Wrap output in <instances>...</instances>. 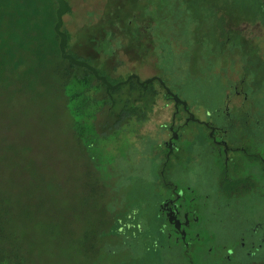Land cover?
Wrapping results in <instances>:
<instances>
[{
	"label": "rangeland",
	"instance_id": "374dc122",
	"mask_svg": "<svg viewBox=\"0 0 264 264\" xmlns=\"http://www.w3.org/2000/svg\"><path fill=\"white\" fill-rule=\"evenodd\" d=\"M46 2L50 11L56 5L55 0ZM67 2L72 11L64 15L63 29L73 35V53L82 59L90 57L89 62L112 79L123 76L121 82L132 73L142 81L159 76L188 102L196 118L208 120L212 113L224 109L232 84L242 86L240 70L224 69L227 61L240 59L234 50L236 43H226L224 50L212 35L213 28L189 18L191 3L202 18L205 7L218 9L216 0ZM241 18L234 15L232 25ZM151 28L155 32L160 28L155 38ZM231 29L233 36L237 35ZM33 32L37 39L28 38L23 53L30 71L21 67L18 77L13 74L8 79L10 88H0V264H205L206 253L199 249L200 243L187 249L168 224L164 230L173 237L158 243L153 253L147 252L136 236L122 231L117 238L111 233L131 206L148 210L141 216L143 222L148 214H159L158 220L166 222L160 201L170 194V188L163 180L156 181L161 179L165 153L158 142L171 121L172 102L166 100L164 105L170 107L166 105L165 114L151 125L133 121L116 131L109 127L116 123V116L105 113L99 122L107 126L105 133L85 145L76 135L57 77L49 66L50 57L44 51L49 46L46 35L52 44L55 41L52 28H35ZM167 35L169 39L164 41ZM242 35L248 42L250 30L238 34ZM108 39L114 48L112 54L101 47ZM251 45L264 53V29ZM35 49L43 50L39 57L33 54ZM150 83L161 88L158 80ZM251 89L247 82V90ZM253 97L264 120V79ZM121 109L118 105L113 110ZM197 126L191 121L186 129L196 133ZM180 144L188 146L187 141ZM155 148L162 157L152 156ZM195 151L193 147L191 153ZM190 170L186 175L183 168L167 169L166 175L180 184L179 188L183 180L195 187L196 164ZM230 214L227 210L225 222L212 221L208 228L216 234L215 242L227 241L228 246L234 244L243 225L238 219L230 221ZM194 231L200 233L202 241L213 240L199 226ZM234 260L253 259L238 255Z\"/></svg>",
	"mask_w": 264,
	"mask_h": 264
},
{
	"label": "trees",
	"instance_id": "16d2710c",
	"mask_svg": "<svg viewBox=\"0 0 264 264\" xmlns=\"http://www.w3.org/2000/svg\"><path fill=\"white\" fill-rule=\"evenodd\" d=\"M46 3V0H0L1 89L10 88L11 83H9L8 79L13 74L18 77L21 67H26L28 69L27 73L30 71L29 65H26L27 59L23 56V53L27 50L24 48V43L28 38L37 39V36L33 35L35 28H52L55 41L52 44L51 37L46 35L45 40H47L49 46L44 51L50 57L51 64L49 66H51L53 73L57 77L58 91L64 98L66 108L73 121L72 124L75 125L76 135L82 143L90 145L97 136L105 133L107 126H102L99 123L105 113L116 116V123L109 126L114 131L133 121H147L151 125L155 119L165 114L168 109L167 106L170 107V105L166 104V106L164 104L167 99L170 100L172 98L160 82L161 88H157L152 86V83L147 86L141 85L136 78H131L129 82L121 83L118 88L108 90L106 84L102 80L97 79L90 69L78 66L64 58L59 48L60 36L54 29L58 2L55 0L56 5L51 11ZM216 3L218 9L210 11L208 6L205 7L206 12L203 13L204 15L202 14V18L199 13L195 12L191 3L189 6L191 10L189 18L191 21L195 19L194 22H199L200 24L202 20L206 25L205 28H209V30L213 28L211 33L224 50H226V43H236L234 50L240 53V59L236 58L238 61L233 60L230 63L227 61L224 69L227 71L228 67H230L236 71L240 70L243 77L247 75L248 79H246L245 83L242 80L241 82L242 84L244 83L245 91H248L247 82H249L252 89L248 92L254 99L253 95L259 91L264 79V53L259 46L251 44L255 42V37L261 29H264V0H216ZM237 14L242 18L236 21L235 26H233L231 19ZM164 22L163 26L166 28V21ZM228 28L235 29L237 35L233 36L232 29L229 31ZM151 29H153L151 32H153L152 35L155 38L157 29L160 28H156V32L154 28ZM245 29L250 30L248 42H245L247 40L244 39L243 35L238 36ZM214 30L218 32L217 35L214 34ZM65 31L68 34L67 51L79 58L71 49L72 33ZM134 34L136 36L137 33ZM136 39L140 40L141 38L137 37ZM168 39L169 35L164 41ZM105 42L108 43L106 47L103 45ZM105 42L101 43L102 50L107 54H112L114 48L111 45V41L108 39ZM147 42L148 39L144 43ZM42 52V49L33 50V54L36 57H39ZM86 58L89 59L90 57ZM88 59L83 60L89 62ZM236 63H239L238 69ZM99 72L105 75L101 70ZM107 78L112 83L120 81V78L112 79L109 76ZM123 89L124 91H122ZM161 96L163 99H161ZM118 105H122V109L116 112L113 109ZM170 108L173 111L175 110L173 105ZM169 123L167 122L166 125ZM164 129L167 130V127L164 126ZM129 210L119 217L114 225L111 232L114 237L119 238L122 231H125L124 234L126 236H136L142 241V245L144 244L145 250L149 253H153L156 246H160L158 243L162 244L165 239L170 238V232L166 233L164 230V226L168 223L166 217V222H164L158 220L159 214V217H152L151 214H148L143 222L141 216L148 212L147 209L138 205L131 206ZM127 238L124 237L123 239ZM232 264H264V258Z\"/></svg>",
	"mask_w": 264,
	"mask_h": 264
},
{
	"label": "flooded vegetation",
	"instance_id": "af4514ba",
	"mask_svg": "<svg viewBox=\"0 0 264 264\" xmlns=\"http://www.w3.org/2000/svg\"><path fill=\"white\" fill-rule=\"evenodd\" d=\"M238 78L245 83L248 76L239 74ZM244 83L241 88L232 84L226 106L212 113L211 120L196 118L189 105H176L170 96L175 110L171 122L165 125L167 130L160 134L158 145L165 153L161 179L156 182L163 180L170 188V194L160 201V210L178 242L187 249L200 243L199 249L206 253L205 264H232L238 255L253 260L264 258V120L254 99L244 90ZM234 100L236 103L231 104ZM191 121L198 124L196 133L186 129ZM182 141H187L188 146H181ZM193 147L195 153H191ZM152 154L162 157L156 148ZM193 164L198 173L195 187L183 180L179 188L180 184L167 178V169L183 168L187 175ZM190 193L193 195L188 196ZM227 210L230 221L238 219L243 223L232 246L227 241L215 242L216 234L208 229L212 221L225 222ZM197 226L213 240L202 241L200 233L194 231Z\"/></svg>",
	"mask_w": 264,
	"mask_h": 264
},
{
	"label": "water",
	"instance_id": "95a60500",
	"mask_svg": "<svg viewBox=\"0 0 264 264\" xmlns=\"http://www.w3.org/2000/svg\"><path fill=\"white\" fill-rule=\"evenodd\" d=\"M58 2V7L56 9V22L54 25V29L56 31V33L60 36V41H59V48L61 50V55L68 59L70 62L78 65V66H82V67H86L88 69H90L94 75L96 76L97 79L102 80L106 86L107 89H116L119 87V85L121 83H127L130 81L131 78H136V80L144 86H147L150 82L154 81V80H158L165 88V90L167 91V93L174 99L176 105H178L179 103H182L184 105L185 108H187L188 106V102L183 100L178 94L174 93L170 87H168L166 85V83L164 82V80L162 78H160L159 76H154L150 79L144 80L142 81L140 76L137 73H132L129 77H127L126 80L121 81V82H117V83H112L107 76L101 74L99 72V70L93 66L91 63H89L86 60L83 59H79L76 56H74L73 54H71L70 52L67 51V44H68V34L67 32L63 29V25H64V15L69 12L72 11V7L70 6V4L67 2V0H57ZM175 138L177 137V135L174 136ZM168 204V203H166ZM174 219L172 217H170V221L172 222ZM176 227L179 229L180 228V223L179 220H176Z\"/></svg>",
	"mask_w": 264,
	"mask_h": 264
}]
</instances>
